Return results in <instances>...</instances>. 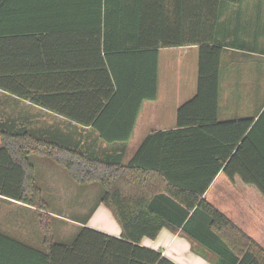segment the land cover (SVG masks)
<instances>
[{"label":"trees","instance_id":"obj_1","mask_svg":"<svg viewBox=\"0 0 264 264\" xmlns=\"http://www.w3.org/2000/svg\"><path fill=\"white\" fill-rule=\"evenodd\" d=\"M239 1L90 0V83L39 94L9 85L19 78L2 65L1 38L7 32L0 0V88L89 126L110 152L99 153L95 144L86 149L58 136L42 137L26 124L0 120V197L34 207L42 235L37 246L20 239L17 230L0 229V264H175L140 244L163 228L180 232L193 244L191 250L210 264H264V248L204 196L220 170L231 180L240 173L264 195V184L256 176L233 168L248 122H229L239 135L228 140L223 133L228 123L217 119L222 53L218 26L225 4ZM44 27L24 24L21 32L33 36ZM191 44L199 48L198 89L177 109V129L149 134L123 163L143 101L157 96L159 49ZM30 76L23 73L21 79ZM215 128L222 136L209 135ZM197 130L206 134L205 147H195ZM30 154L51 159L80 185L98 184L99 202L111 212L120 236L89 228L84 225L87 217H76L72 219L81 225L73 237L55 239Z\"/></svg>","mask_w":264,"mask_h":264},{"label":"crops","instance_id":"obj_2","mask_svg":"<svg viewBox=\"0 0 264 264\" xmlns=\"http://www.w3.org/2000/svg\"><path fill=\"white\" fill-rule=\"evenodd\" d=\"M1 9V23L7 32L1 38L2 65L12 78H19L9 81L3 75L6 83L9 81L11 87L22 91L33 88L39 94L65 86H88L90 0H2ZM30 23L46 27L33 36H23L21 26ZM217 37L222 48L217 119L228 123L223 132L228 140L239 135L236 126L229 122H248L239 141L244 140V145L233 168L256 176L264 184V0L226 3ZM198 56L196 44L159 49L157 96L143 101L123 153V163L132 158L149 134L177 129V109L197 93ZM23 73L31 76L23 80ZM0 120L26 124L36 135L58 136L81 148L95 144L99 153H110L89 126L76 124L71 118L1 88ZM215 129L209 135L222 136L221 130ZM205 135L203 130L194 132V141L198 142L195 147H205ZM177 141L179 155L181 143L179 138ZM200 153V157L205 156ZM29 156L35 183L49 209L55 239L68 241L73 237L81 223L72 216L87 217L85 226L120 236L121 229L111 212L99 202L102 189L97 188L98 184L80 185L51 159L37 154ZM92 192L98 196L91 200ZM72 193L75 196H63ZM204 196L264 248V195L253 184L243 181L240 173H235L231 180L220 170ZM0 206L17 213L14 216L7 211L0 215L1 230H17L20 239L42 245L36 217L33 221L27 218L36 216L34 207L2 197ZM140 244L160 251L175 264H210L191 250L193 244L180 232L163 228L154 239L144 237Z\"/></svg>","mask_w":264,"mask_h":264},{"label":"rangeland","instance_id":"obj_3","mask_svg":"<svg viewBox=\"0 0 264 264\" xmlns=\"http://www.w3.org/2000/svg\"><path fill=\"white\" fill-rule=\"evenodd\" d=\"M97 188H100L99 186L97 187ZM88 194H85L84 195V193H83V196H87ZM47 196V195H46ZM63 196H75L74 195V193H72V194H70V195H67V194H65V195H63ZM89 196V195H88ZM98 195L95 193V192H92L91 194H90V198H91V200L92 199H94L95 197H97ZM61 202V201H60ZM77 202L80 204L81 203V201H80V199H78L77 200ZM61 205H63L62 203H61ZM7 211H9V213L10 214H12V212H13V209H8V208H6V209H2L1 208V206H0V215L1 214H3V213H5V212H7ZM45 211V210H44ZM63 213H71V212H63ZM12 215H17V213L15 212L14 214H12ZM71 215V214H70ZM73 215V214H72ZM71 215V216H72ZM72 217H75L76 218V216H72ZM29 220H31V221H33V220H35V217L33 216V215H31V216H29V217H27ZM79 218V217H78ZM37 226V225H36ZM32 229L34 230V226H32ZM60 229V228H59ZM61 229H62V227H61ZM57 239V238H56ZM59 239V238H58ZM57 239V240H58Z\"/></svg>","mask_w":264,"mask_h":264}]
</instances>
